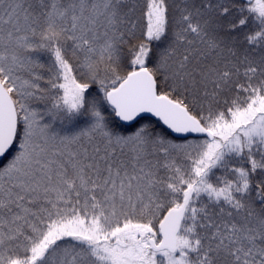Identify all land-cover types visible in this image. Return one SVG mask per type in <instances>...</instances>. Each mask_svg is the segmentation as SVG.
<instances>
[{
  "label": "snow or ice",
  "instance_id": "obj_1",
  "mask_svg": "<svg viewBox=\"0 0 264 264\" xmlns=\"http://www.w3.org/2000/svg\"><path fill=\"white\" fill-rule=\"evenodd\" d=\"M0 264H264V0H0Z\"/></svg>",
  "mask_w": 264,
  "mask_h": 264
}]
</instances>
